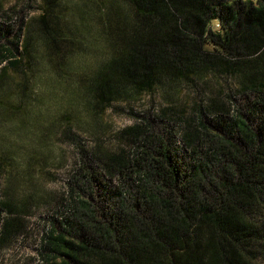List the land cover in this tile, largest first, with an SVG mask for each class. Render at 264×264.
<instances>
[{
  "label": "trees",
  "instance_id": "1",
  "mask_svg": "<svg viewBox=\"0 0 264 264\" xmlns=\"http://www.w3.org/2000/svg\"><path fill=\"white\" fill-rule=\"evenodd\" d=\"M34 7L0 25V244L66 142L76 160L36 264H264V0L11 11ZM156 93L166 106L122 131L127 147L85 143L108 109Z\"/></svg>",
  "mask_w": 264,
  "mask_h": 264
},
{
  "label": "rangeland",
  "instance_id": "2",
  "mask_svg": "<svg viewBox=\"0 0 264 264\" xmlns=\"http://www.w3.org/2000/svg\"><path fill=\"white\" fill-rule=\"evenodd\" d=\"M17 3L18 0H4L2 8H0L1 26L11 25L13 29H17L20 24V16L25 18L27 15H33L36 11L34 7L23 10L21 14L20 11L15 14L11 9ZM189 96L193 98L194 93L187 90L181 95L179 104H184L187 99H190ZM164 106L166 104L163 101V96L159 93L153 96H142L131 105V110L123 105L108 109L101 117L98 129L92 131L93 135H89L92 128L86 129L87 134L81 133V135L89 146L95 144L96 140H93V138L98 136L101 138L104 148L127 147L120 138L122 131L140 123L142 120L141 115L145 111L157 114L159 109ZM135 114H139V116L137 117ZM56 153L52 167L47 170V176L37 178L36 187L39 190V197H43L42 200L36 208L30 209L28 213L23 212L19 216L20 221L14 227L13 237L8 242L0 244V264H36L40 260L39 247L42 233L51 227L50 218L55 215V211L63 210V197H65L68 190V180L76 160L74 149L69 143H61ZM100 178L112 186L119 184L118 177L107 180L106 177L100 175ZM24 188H26L25 185H23L21 191H24Z\"/></svg>",
  "mask_w": 264,
  "mask_h": 264
}]
</instances>
